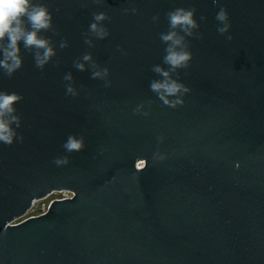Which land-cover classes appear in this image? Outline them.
<instances>
[{
  "label": "water",
  "instance_id": "95a60500",
  "mask_svg": "<svg viewBox=\"0 0 264 264\" xmlns=\"http://www.w3.org/2000/svg\"><path fill=\"white\" fill-rule=\"evenodd\" d=\"M42 2L59 32L43 33L57 56L41 71L21 45L23 67L0 74V90L24 97L23 143L0 144V264H264V0ZM130 7L138 13L124 14ZM177 7L196 9L203 39L188 38L194 58L179 79L192 91L173 109L149 85L165 55L158 33ZM94 12L111 17L110 36L89 48ZM84 52L110 69L111 87L73 67ZM67 72L78 97L65 95ZM140 103L148 116L133 114ZM73 134L86 146L67 153ZM157 150L167 158L153 162ZM58 156L70 163L56 166ZM63 190L74 195L15 221Z\"/></svg>",
  "mask_w": 264,
  "mask_h": 264
},
{
  "label": "clouds",
  "instance_id": "9594fccd",
  "mask_svg": "<svg viewBox=\"0 0 264 264\" xmlns=\"http://www.w3.org/2000/svg\"><path fill=\"white\" fill-rule=\"evenodd\" d=\"M93 2L100 4L103 0H93ZM212 2L218 4L220 0H212ZM122 11L124 14H136L139 10L130 7ZM195 17L194 7H177L170 10L166 13L167 31L158 33L159 40L165 45V55L162 57V64L152 65L151 71L160 78L151 80L149 87L164 106L173 109L182 107L185 104V95L192 91L180 81L179 70L188 69L194 58L188 38L203 39V35L198 32L200 24ZM110 19L106 12L93 13L92 22L83 34L84 43L89 48L95 47L93 38L104 40L110 36V31L104 23ZM200 19L206 18L201 16ZM215 19L218 22L217 32L221 35L229 33L231 22L226 7L219 8ZM152 20L159 22V15L153 16ZM48 32L59 35L53 24V14L42 0H0V74L12 78L23 67L21 45L25 52L32 55L35 67L44 70L57 56V47L52 38L43 35ZM226 39L231 41L233 37L227 35ZM68 47L67 39L62 38L59 48L63 50ZM117 50L123 51L120 46H117ZM73 67L80 72L89 71L91 79L101 80L104 82V87H111L110 69L97 63L90 52H84L77 58L73 62ZM63 80L65 95L78 97L80 90L76 87L73 74L65 73ZM23 99V95L17 92L0 90V144L11 146L17 141L23 143L24 136L17 131L22 126V117L16 108ZM151 105L152 101L149 100L148 109H151ZM133 114L148 116L150 111H146L145 104L140 103L133 109ZM164 139L163 136L158 137L161 143ZM85 141L86 138L82 134L69 135L62 147L67 153L79 152L85 148ZM166 158V154L159 150L152 155L153 162L163 161ZM53 163L56 166H66L70 163V159L68 156H58L54 158ZM141 165L139 166L142 167Z\"/></svg>",
  "mask_w": 264,
  "mask_h": 264
},
{
  "label": "rangeland",
  "instance_id": "374dc122",
  "mask_svg": "<svg viewBox=\"0 0 264 264\" xmlns=\"http://www.w3.org/2000/svg\"><path fill=\"white\" fill-rule=\"evenodd\" d=\"M63 193L60 192H53L52 194L39 199L35 201L34 205L30 207V210L27 212V214L19 219H16V222H20L22 220H25L27 217L36 216L42 214L44 211H47L49 208L50 203L61 196H63Z\"/></svg>",
  "mask_w": 264,
  "mask_h": 264
},
{
  "label": "built area",
  "instance_id": "2783aa9c",
  "mask_svg": "<svg viewBox=\"0 0 264 264\" xmlns=\"http://www.w3.org/2000/svg\"><path fill=\"white\" fill-rule=\"evenodd\" d=\"M57 192H60V191H57ZM60 193H63L64 195L59 197V198H57V199L68 198V197H72L74 195V193L72 191H69V190H63ZM44 212H46V211H44Z\"/></svg>",
  "mask_w": 264,
  "mask_h": 264
},
{
  "label": "snow or ice",
  "instance_id": "6c2138e0",
  "mask_svg": "<svg viewBox=\"0 0 264 264\" xmlns=\"http://www.w3.org/2000/svg\"><path fill=\"white\" fill-rule=\"evenodd\" d=\"M142 166V165H141Z\"/></svg>",
  "mask_w": 264,
  "mask_h": 264
}]
</instances>
